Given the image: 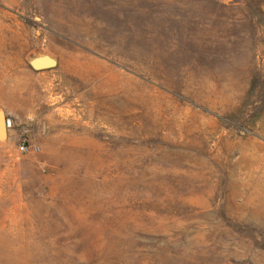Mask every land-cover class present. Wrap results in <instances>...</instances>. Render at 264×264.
I'll list each match as a JSON object with an SVG mask.
<instances>
[{"label":"rangeland","instance_id":"obj_1","mask_svg":"<svg viewBox=\"0 0 264 264\" xmlns=\"http://www.w3.org/2000/svg\"><path fill=\"white\" fill-rule=\"evenodd\" d=\"M0 110V264H264V0H0Z\"/></svg>","mask_w":264,"mask_h":264},{"label":"water","instance_id":"obj_2","mask_svg":"<svg viewBox=\"0 0 264 264\" xmlns=\"http://www.w3.org/2000/svg\"><path fill=\"white\" fill-rule=\"evenodd\" d=\"M28 66L35 72L53 69L57 66V60L46 54H37L30 58ZM8 123L2 110H0V143L5 142L8 133Z\"/></svg>","mask_w":264,"mask_h":264},{"label":"built area","instance_id":"obj_3","mask_svg":"<svg viewBox=\"0 0 264 264\" xmlns=\"http://www.w3.org/2000/svg\"><path fill=\"white\" fill-rule=\"evenodd\" d=\"M7 123H8V126H9V121H7ZM18 150L20 151V152H22V153H24L25 151H26V148L24 147V145H20L19 146V148H18ZM38 149H36V148H34L33 149V151H37Z\"/></svg>","mask_w":264,"mask_h":264}]
</instances>
